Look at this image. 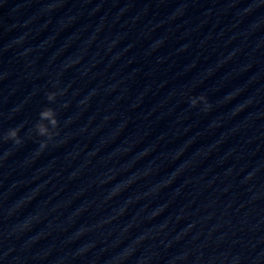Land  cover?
Instances as JSON below:
<instances>
[{
  "label": "clouds",
  "instance_id": "clouds-1",
  "mask_svg": "<svg viewBox=\"0 0 264 264\" xmlns=\"http://www.w3.org/2000/svg\"><path fill=\"white\" fill-rule=\"evenodd\" d=\"M54 98H55V93L49 94L48 96L49 100H53ZM201 99H203V97H201ZM193 103H195V101H193ZM39 116H40L41 122L35 125L36 130L39 135L41 136L46 135L50 138L53 135V133L49 131V128L42 121L47 120L49 124L52 126V128H55L58 124V121L56 119V114L53 109L46 108L39 113ZM18 131H19V128L11 129L8 132L6 138L14 140L16 144H20L21 140L18 138ZM41 146L43 147L44 145H41Z\"/></svg>",
  "mask_w": 264,
  "mask_h": 264
}]
</instances>
